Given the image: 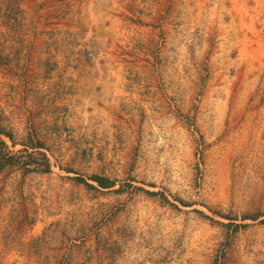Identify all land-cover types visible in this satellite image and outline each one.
<instances>
[{"label": "rangeland", "instance_id": "1", "mask_svg": "<svg viewBox=\"0 0 264 264\" xmlns=\"http://www.w3.org/2000/svg\"><path fill=\"white\" fill-rule=\"evenodd\" d=\"M0 125V264H264V0H0Z\"/></svg>", "mask_w": 264, "mask_h": 264}, {"label": "trees", "instance_id": "2", "mask_svg": "<svg viewBox=\"0 0 264 264\" xmlns=\"http://www.w3.org/2000/svg\"><path fill=\"white\" fill-rule=\"evenodd\" d=\"M0 135H3V136H5V137H7V138H9V139L12 138L11 133L8 132V131H6V129L3 128L1 125H0ZM0 144H1L2 146H5L4 141L1 140V139H0ZM30 148H32V152H33V151L35 152V150L37 151L38 149L41 148V145H40V143L32 144V145H30ZM10 158H11V157H10ZM10 158H9V159H10ZM7 162H8L7 164H9V165H12V164H13V163H11L10 161H7ZM46 168L48 169V165H47ZM46 168H45V170H46ZM90 179H91L93 182H95V183H96L99 187H101V188H110V187L113 186V182L110 181L108 178H105V177H103V176L92 175V176L90 177ZM75 180H77L78 182H82V183L88 184V183H87L82 177H75Z\"/></svg>", "mask_w": 264, "mask_h": 264}]
</instances>
